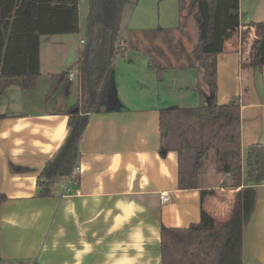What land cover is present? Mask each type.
I'll return each mask as SVG.
<instances>
[{
  "label": "crops",
  "instance_id": "obj_1",
  "mask_svg": "<svg viewBox=\"0 0 264 264\" xmlns=\"http://www.w3.org/2000/svg\"><path fill=\"white\" fill-rule=\"evenodd\" d=\"M238 1L241 24L264 19V0ZM181 20L179 0H129L117 54L130 49V34L137 36L136 48L145 56L149 45L142 31L160 27L185 36L184 26L176 30ZM80 28L79 19V33ZM75 34L41 35L36 86L12 84L0 95V192L5 196L0 203V264H161L162 226L198 223L201 207L215 221H225L236 190L229 187V175L214 168L203 180L199 172L195 187L179 188L178 152L159 154V112L173 104L134 68L132 52L115 78L109 66L98 111L87 113L74 162L79 170L58 177L50 196L37 197V176L68 134V108L89 94L88 80L78 69L86 35L75 43ZM225 46L216 55L215 101L239 97L241 190L254 191L242 226V264H264V177L257 184L248 182L244 165L247 146L264 145V65L240 67L239 36ZM61 72L67 73L68 92L58 87L46 100L51 76ZM201 189L214 192L201 198Z\"/></svg>",
  "mask_w": 264,
  "mask_h": 264
},
{
  "label": "trees",
  "instance_id": "obj_2",
  "mask_svg": "<svg viewBox=\"0 0 264 264\" xmlns=\"http://www.w3.org/2000/svg\"><path fill=\"white\" fill-rule=\"evenodd\" d=\"M128 2L89 0L85 45L78 60V69L88 80L89 94L84 99L83 93L81 100L68 108V134L37 176V197L50 196L54 181L70 174L78 155V143L87 113L98 111V100L106 90L110 61L120 48L117 41L123 9ZM179 11L182 20L176 30L182 31L184 19L196 33L188 52L187 66L200 72L196 89L202 96V103L192 107L160 109L159 154L164 156L168 150L178 152V186L192 188L196 186L197 175L212 151L215 171L229 175V187L236 193L225 221H215L201 207L198 223L184 228L162 226L160 260L161 264H242V226L252 209L254 191L252 188L241 190L243 160L239 97L221 104L215 101L216 55L226 51L227 41L239 36L240 67H262L264 19L241 24L238 0H188L186 4L179 0ZM78 15L79 0H0V95L12 84L22 89L36 86L40 73L39 37L78 33ZM170 32L160 27L141 32L146 40L149 35L157 38L147 41V67L150 70L161 69L162 64L155 60L152 52L159 48V39ZM129 39L130 49L137 50V36ZM67 77L66 72L51 76L46 100L58 91V87L68 92ZM244 165L248 182L257 184L263 179V144L247 146ZM213 192L212 189H201V198ZM4 198L0 192V203Z\"/></svg>",
  "mask_w": 264,
  "mask_h": 264
},
{
  "label": "rangeland",
  "instance_id": "obj_3",
  "mask_svg": "<svg viewBox=\"0 0 264 264\" xmlns=\"http://www.w3.org/2000/svg\"><path fill=\"white\" fill-rule=\"evenodd\" d=\"M187 1L188 0H184V3L186 4ZM130 7L131 6H128L126 8V12H128ZM88 11L89 0H79V19L81 28L80 33L78 32L79 34H75V43H78L79 37H85L87 33L86 21ZM183 14H185V10H183ZM125 23L126 20H124V25ZM187 23L188 21L183 19L184 30L188 32L189 36L187 34L185 36L180 34L177 37L176 32L174 31L164 34L162 38L159 39V48H156L152 54L154 55L155 60L159 62V64H162L161 69L150 70L147 67V62H144L147 55L145 56L143 51L140 52V49L136 50L135 48H131L123 54H115L113 56L110 61L112 68L111 78L115 71L117 72L119 70L123 60L127 61V56L133 52L134 58L132 63L134 64V68L138 70L139 74L143 78L153 82V86L155 88H157L156 85H158L160 93L163 94V96H165L169 101L168 104H173V106L178 105L177 107H192L202 103V96L200 95L198 89H196L197 79L201 76L200 72L198 74L196 71L190 70L187 66L189 64L188 52H190V48H192V44L196 36L194 27L192 25H186ZM127 34L128 33L126 32L125 35ZM131 36L132 34L127 35L126 39ZM171 36H173V38H171ZM154 37L155 35H149V39L147 38V41L156 40L157 38ZM44 48L45 46L43 45V49ZM143 64H145V66H143ZM113 77L115 78V75ZM73 95L74 93L72 96ZM213 165V152L210 151L209 158L205 161L203 168L199 171L201 175L200 178L202 180L204 179V176H209V178L211 177L214 168Z\"/></svg>",
  "mask_w": 264,
  "mask_h": 264
},
{
  "label": "built area",
  "instance_id": "obj_4",
  "mask_svg": "<svg viewBox=\"0 0 264 264\" xmlns=\"http://www.w3.org/2000/svg\"><path fill=\"white\" fill-rule=\"evenodd\" d=\"M73 78V75L72 74H70L69 75V79H72ZM79 170V166L77 165V163H75L74 165H73V167H72V170H71V174H73L74 172H77ZM160 198H161V200H163V201H167V195H165V194H161L160 195Z\"/></svg>",
  "mask_w": 264,
  "mask_h": 264
}]
</instances>
